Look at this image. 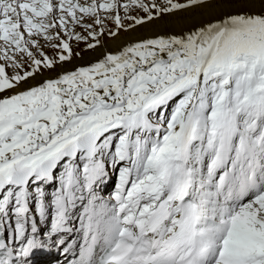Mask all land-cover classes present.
Segmentation results:
<instances>
[{"label":"snow or ice","instance_id":"1","mask_svg":"<svg viewBox=\"0 0 264 264\" xmlns=\"http://www.w3.org/2000/svg\"><path fill=\"white\" fill-rule=\"evenodd\" d=\"M53 248L264 264V0H0V264Z\"/></svg>","mask_w":264,"mask_h":264},{"label":"bare ground","instance_id":"2","mask_svg":"<svg viewBox=\"0 0 264 264\" xmlns=\"http://www.w3.org/2000/svg\"><path fill=\"white\" fill-rule=\"evenodd\" d=\"M50 191H51V190H50ZM101 194L104 195L106 198H107L108 195H110L109 193H103V192H102ZM46 259H47V256H45V258H44V262L46 261Z\"/></svg>","mask_w":264,"mask_h":264}]
</instances>
